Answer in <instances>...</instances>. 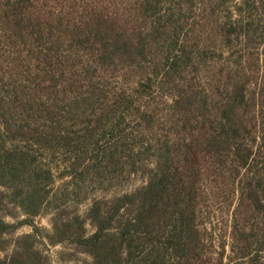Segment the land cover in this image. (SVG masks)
<instances>
[{
  "label": "trees",
  "instance_id": "16d2710c",
  "mask_svg": "<svg viewBox=\"0 0 264 264\" xmlns=\"http://www.w3.org/2000/svg\"><path fill=\"white\" fill-rule=\"evenodd\" d=\"M40 238L92 264H264V0H0V264H48Z\"/></svg>",
  "mask_w": 264,
  "mask_h": 264
},
{
  "label": "rangeland",
  "instance_id": "374dc122",
  "mask_svg": "<svg viewBox=\"0 0 264 264\" xmlns=\"http://www.w3.org/2000/svg\"><path fill=\"white\" fill-rule=\"evenodd\" d=\"M143 182V179L139 176H132L128 183L121 187L118 190H114L113 192L106 193L107 196L111 195V193L121 192V191H129L140 186ZM60 180L55 178L54 185L58 186ZM207 190V199L203 208V217L207 224H211L213 227L214 240L216 238L220 239V241H224L225 243V255L224 258L229 254V229H228V221L230 215L231 207H228V202L231 200V194L228 188L222 183V181L214 180L210 186H205ZM75 210L83 215L86 208L87 203H81L75 206ZM72 208V205H70ZM11 212L16 218L12 215L4 216V220L9 223H14L18 219H22L23 215L18 209H12ZM33 224L40 229L41 233L44 234L50 230V215L48 212L41 214L40 216H36L33 218ZM88 231L90 227L87 225ZM32 228L28 225H22L13 234V237L18 235L31 233ZM35 247L42 253L45 257L48 264H92L91 259L86 254L78 252L75 247L69 243L65 242L58 245H48L46 242L40 238L37 240ZM12 246L8 247L3 252H0V257H4L11 252Z\"/></svg>",
  "mask_w": 264,
  "mask_h": 264
}]
</instances>
